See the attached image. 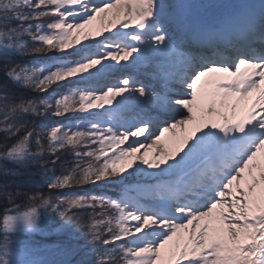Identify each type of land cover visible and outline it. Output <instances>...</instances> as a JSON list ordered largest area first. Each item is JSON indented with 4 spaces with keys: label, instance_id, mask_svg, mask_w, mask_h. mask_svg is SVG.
I'll list each match as a JSON object with an SVG mask.
<instances>
[{
    "label": "snow or ice",
    "instance_id": "1",
    "mask_svg": "<svg viewBox=\"0 0 264 264\" xmlns=\"http://www.w3.org/2000/svg\"><path fill=\"white\" fill-rule=\"evenodd\" d=\"M0 264H264V0H0Z\"/></svg>",
    "mask_w": 264,
    "mask_h": 264
},
{
    "label": "rangeland",
    "instance_id": "2",
    "mask_svg": "<svg viewBox=\"0 0 264 264\" xmlns=\"http://www.w3.org/2000/svg\"><path fill=\"white\" fill-rule=\"evenodd\" d=\"M97 23H99V22H97ZM157 134H158V132H157ZM88 190L89 191H95V189H91V188H89ZM36 239L42 240L48 244H53L55 242V237H52V236H37Z\"/></svg>",
    "mask_w": 264,
    "mask_h": 264
},
{
    "label": "bare ground",
    "instance_id": "3",
    "mask_svg": "<svg viewBox=\"0 0 264 264\" xmlns=\"http://www.w3.org/2000/svg\"><path fill=\"white\" fill-rule=\"evenodd\" d=\"M171 136V133H166L165 134V138H164V140L162 141V143H166L167 142V140H168V138ZM149 155H151V150H150V152H149Z\"/></svg>",
    "mask_w": 264,
    "mask_h": 264
},
{
    "label": "trees",
    "instance_id": "4",
    "mask_svg": "<svg viewBox=\"0 0 264 264\" xmlns=\"http://www.w3.org/2000/svg\"><path fill=\"white\" fill-rule=\"evenodd\" d=\"M89 188H86V189H84L85 191H87ZM89 191V190H88Z\"/></svg>",
    "mask_w": 264,
    "mask_h": 264
}]
</instances>
